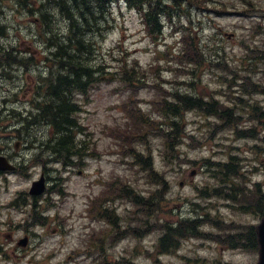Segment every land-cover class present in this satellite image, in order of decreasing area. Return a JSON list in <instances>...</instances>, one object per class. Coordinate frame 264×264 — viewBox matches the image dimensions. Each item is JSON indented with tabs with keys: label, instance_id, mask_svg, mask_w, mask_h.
Segmentation results:
<instances>
[{
	"label": "rangeland",
	"instance_id": "rangeland-1",
	"mask_svg": "<svg viewBox=\"0 0 264 264\" xmlns=\"http://www.w3.org/2000/svg\"><path fill=\"white\" fill-rule=\"evenodd\" d=\"M213 1L204 7L205 10H199L203 7L189 9V11L183 12L185 14L181 13L179 16H175L172 21L163 20L164 28L162 35H159L161 38L157 44L152 42V39L147 35L146 24H143L141 13L127 7L125 2H121L120 5L117 3L111 5L109 13L105 14L109 28L105 30L104 37L103 30L88 35L92 42L88 63L92 66L109 63L113 68H109L110 72L106 76L100 77L94 87L85 95H74L75 100L77 99L81 106V112H78L77 117L85 129L83 139L88 144L87 153H92V156L86 157L82 165L77 164L67 169H63L61 164L47 162L46 168L50 179L48 191L39 197L37 203L44 205V201L51 198L54 205L45 211L48 216L45 225H32L38 218L31 217L30 211L23 207L10 211L3 206V203H6L9 197H13L17 193L26 192L30 182L38 177L41 171L40 166L31 164L34 156L38 154V150H27L25 147L23 148L25 144L21 145V143L16 150L13 141L11 142V151L17 152L20 155L17 160H21L22 165L27 167L23 174L7 176L6 180L3 176L0 177V189L6 188L9 183L6 192H2V190L0 192V264H95V260L93 261L90 256L82 255L81 251H85L88 247L89 234L103 227L90 220L87 215V206L90 201L96 196L101 199L107 193L105 187L102 186L103 182L107 180L114 182L113 178L118 176L143 194L155 189V185L144 174L141 167L134 166V163L131 164L130 157H126L122 148L118 146V141L121 138L116 135L127 133L124 132L126 127L132 128L131 119L128 114H125L126 111L122 110L123 107L126 109L128 101L134 105L143 100L142 109L149 110L153 116L152 101L159 95V92L155 91L156 87L152 83L159 82L162 85V81L172 80L173 82L162 85L164 91H172L170 88L175 89V81L186 79L182 76L181 69L176 70L175 59H172V64L165 61L160 65L158 63L159 58L169 57L171 53L175 54L184 48L185 44L181 39L185 32L195 37V41L205 49L207 58H212L209 65H201L202 71L195 85L196 92L204 96L214 94L221 103L228 105V95H224L222 92L232 95L234 91H232L233 88L227 87L226 81L234 80L236 74L244 76V74L250 73L244 71V67L249 64L246 59L251 57L250 64L254 63L255 70L260 71L252 75V78L264 81V62L257 57L260 56L257 52L258 49L264 45V0H251L256 9L251 8L242 0ZM218 7H220L219 10L224 9L226 12L217 13ZM57 31L61 37L67 33V26L62 20L59 21ZM17 33L23 35L25 32L17 30ZM25 47L26 45H23L21 48ZM34 48L36 52L43 49L38 45H35ZM249 49H252L253 52H249ZM124 53L128 58V63H133L136 59L144 70L156 71L157 74L154 73L156 79H153L154 75L149 73L148 85L136 92L122 85L117 79L120 74L114 71L118 66L116 58L121 57V54ZM219 61L227 62L224 64L225 70L215 66ZM150 65L152 66L150 67ZM234 67H238L239 71H236L232 78L231 73H234ZM160 68H165L166 71L161 72ZM174 74L178 76L175 77ZM18 77L19 79L15 83L14 79L7 78L0 84V104L7 105L9 109L14 107L17 111L26 105L27 97L25 98L23 94L27 89L29 78L33 77L34 82L38 80L36 70L31 72V76L26 71H21ZM180 89L183 88L180 87ZM135 98L137 102L134 100ZM129 99L133 101L130 102ZM253 99L264 104V96L261 94H255ZM145 101H148L150 105ZM2 118H6V116ZM185 118V130L193 136L195 141H191L190 138L184 140L179 149L181 161L174 164L175 166L173 164L166 165L164 161L166 159L162 154V148H160L162 146L161 139L156 136L150 139L149 146L155 169L163 172L170 181V190L161 209L163 212L159 213L157 218L161 222L166 220L175 222L179 218L202 213L214 223L258 224L264 216V193L261 194V207H257L256 210L252 206L249 210H242L239 203L228 201L222 196L214 194L213 189L218 184L209 175L203 164L207 158H211L213 162L228 161L231 156L242 158L240 161L242 162L240 163L242 172H246L248 168L252 169L253 166L257 167L256 172L247 175L246 183L260 182V187L264 191V139L238 138L234 133L235 130L226 127L224 122L217 126L207 125L204 115L198 112H189ZM253 126L255 129L261 130L259 134L263 138L262 122L255 120ZM253 126L247 124L242 125L241 128L251 127L253 129ZM209 129L218 130V132L214 131L212 136ZM28 134H30L31 140L37 138L39 143L42 139H46L48 128L35 125ZM111 134L118 139L110 137ZM21 135L25 136L26 134L22 132ZM248 135L246 134V136ZM80 139L81 136H78L77 140ZM132 142L134 147L138 143ZM116 143L117 147H115ZM255 144L259 147L257 153H254L251 148ZM139 148L144 149L142 145H139ZM43 157L47 158L46 155ZM39 159L37 158L38 161ZM236 162L238 163V159ZM192 171H194L193 175ZM234 180L240 183V178ZM180 181H183L182 186L179 185ZM242 183H244L243 180ZM59 186H62L65 191L62 195L55 192ZM206 188L209 189L207 192L209 194H201L200 191L202 189L205 191ZM3 191L5 190L3 189ZM128 202H117V210L120 213L128 214L125 220L132 225L133 230L131 227L128 228L127 235L113 243L112 247L107 244L108 255L106 260H102L104 264L105 261H110L108 264H149L152 262L154 254H149L146 251H157L155 243L160 231H147L149 235L146 236V229H142L141 223L136 222L138 216L132 213L133 207ZM228 203L232 207H228ZM198 204L202 209L197 208ZM126 205L127 211L125 210ZM261 210L262 213L259 212ZM50 217L51 220H49ZM213 222L212 224H214ZM151 223L152 220H149L148 224ZM210 224L202 225L200 231L203 235L184 239L180 242L179 249L175 253L162 255L159 258L161 264H183L186 257H190L192 260L184 264H223V262L254 264L257 261V255L252 252L226 249V246H222L223 242L221 245L215 243L214 239L218 236L224 235L225 239V232ZM138 229L143 231L141 237L136 234ZM7 232L12 233L14 237L12 241H7V238L2 234ZM25 235L29 238L28 244L24 247L16 245V239ZM118 235H123V233L119 232ZM224 242L227 240L225 239ZM204 257V261L201 262ZM218 260L220 261L218 262Z\"/></svg>",
	"mask_w": 264,
	"mask_h": 264
},
{
	"label": "trees",
	"instance_id": "trees-1",
	"mask_svg": "<svg viewBox=\"0 0 264 264\" xmlns=\"http://www.w3.org/2000/svg\"><path fill=\"white\" fill-rule=\"evenodd\" d=\"M114 1L118 0H76L73 1L72 5L63 3L61 6L63 15L69 21V34L64 37L65 44L61 47V51L57 50L54 53L58 54L56 57H58L62 66H65L64 75L51 76L49 83H46L50 99L43 105L39 104L38 107L40 116L51 126L53 135L56 138L51 144L47 143V148L50 147L52 154L57 155L56 158L62 159L65 164L69 162L73 163L74 159L72 158L74 156L82 159L84 156L92 154L87 153L88 144L84 139H81L80 142L74 139L77 134L84 133V127L80 126L78 123L76 116L79 107L76 102L72 100L73 98H71V96L77 93L85 95L95 82V78L92 74L94 70L99 71L100 68L91 69L87 66L92 42L89 38H86V36H88L89 33L95 32L97 28L101 30V27L97 25L103 17L105 18V14L109 12L110 3ZM242 1L247 3L251 8L256 9L251 0ZM125 2L128 6L136 8L141 12L146 23L148 34L156 38L157 35L161 34V21L163 17L170 21L173 16H179L184 11H189V9L203 7L199 10H205L204 7L214 1L125 0ZM219 8L220 7H218V10ZM218 10L216 12L219 14L226 12L224 9ZM181 40L184 42L185 46L182 50L177 51L175 56L172 55V59H175V65L177 66L176 70L181 69L183 71L182 76L186 79L179 82V86H176L173 91H164L159 82L152 83L156 87H154L156 89L155 91L159 92V95L152 101L153 116L149 111L135 107L136 104L133 105L129 103L126 106L125 111L132 121V128L126 127L124 132L127 133H119L116 135L121 138V140L118 141V146L122 148L124 154L130 157L132 161L131 164L134 163L141 167L144 174L149 178L152 184L155 185V189L143 194L138 191V189L128 184L125 179L122 181L121 178L117 176L113 178L114 182L106 183L107 193L104 194L103 198L98 201H93L92 213L95 217L105 220L107 226L93 234L94 239L93 235L91 236L92 238L90 239L89 245L91 252H94L93 249L97 250V259L98 262L101 261V264H103L102 260H105L107 256L105 245L109 241L111 242L117 238L126 236L128 228L131 227V230H133L132 225L125 220L128 214L122 213L118 215L116 213L113 203L119 199L124 198L132 202L134 206L132 213L138 216L136 222L141 223V228L146 229L145 232L151 230L160 231V236L158 237V243L156 245L157 253H170L175 251L183 238L203 235L199 230L201 224H212L213 222L208 220V216L202 213L198 214L199 217L177 220L175 223L172 222L173 220L161 222L157 218V215L163 212L161 209L164 206L169 183L165 179L164 173L155 169L151 158L149 146L150 139L154 136L161 139L162 146L160 148H162V154L166 159L164 160L166 165L170 166V164H177V162L181 161L179 159V149L184 140L190 138L191 141H195L193 140V136L188 134L185 130V116L188 112H198L203 115L215 114L219 117L220 121L225 123L226 127L236 129L235 125L239 121L236 114L240 108V101L246 106L249 105L245 102L243 97L239 95L235 96L233 93L232 95L226 94L225 92L222 93L228 95L229 103L227 105L215 100L211 95L206 99L204 95L196 92L195 85L202 71V69H200L201 65H209V63H211L210 59L212 58H207L205 49L195 41L193 35L185 32ZM69 47L77 50L76 53L81 52V56L83 57L79 58L80 61L74 54L70 53L71 50L69 51ZM249 52H253V50L249 49ZM257 52L260 54V56L257 57L264 62V45L260 46ZM216 60H218V58H216ZM246 60L249 61V64L244 67V70L247 72L254 71L256 66H254V63L253 65L250 64L252 57ZM116 62L118 66L115 70L120 74L117 79L122 85H125L127 89L129 88L136 92L147 84L149 73L138 64L137 60H134L133 63H128L127 56L124 53L123 55L121 54V57L116 58ZM225 63L227 62L219 61L215 66L224 69ZM102 65H106V63H102ZM236 71H239L238 67H234V73H231L232 78H234L233 74H235ZM151 72V74H154L153 72L155 71L151 70ZM59 73L61 72L59 71ZM239 77L242 76L237 75V79ZM153 79H156L155 75ZM235 79L236 75L234 80L229 79L226 81L229 89L239 84L238 86L242 87V95L255 92V89L252 88L254 83L251 82L250 76L242 83H238ZM180 87L183 89L180 90ZM232 91H234V88ZM23 122L24 121H22V123ZM27 124L28 122H24V126H27ZM207 125L215 126V124ZM209 131H211L212 136L214 131L216 133L218 132V130L211 129H209ZM111 136L118 139L112 134ZM132 141L138 142L135 147L132 145ZM139 145H142L144 149H140ZM144 150H146V152H144ZM206 163L208 167H212L214 173L213 178L217 184L220 185L213 189L215 194L239 203L242 210H249L252 206H254L256 210L257 207H261V192L256 188L248 189L243 184L240 185V183L234 180L235 177L238 176V172L234 167L231 157L224 163ZM206 190L209 189L206 188ZM206 190L204 191V189H202L200 191L201 194L206 192ZM32 205L34 206V204ZM33 209L35 208L33 207ZM259 212H262V210ZM201 216L202 218H200ZM149 220H152L151 224H148ZM212 225L218 230L225 232V239L232 247L239 246L249 251L257 248L254 226L216 222ZM230 231L236 232L229 233ZM119 232L123 233V235H118ZM136 234L141 237L143 231L141 232V230L138 229L136 230ZM96 236L97 239L95 241ZM225 239L224 235H222L216 237L214 240L223 242ZM156 257L154 256V264H161ZM189 260L191 261L192 259L187 258L184 263H189ZM203 261L204 259H202L201 262Z\"/></svg>",
	"mask_w": 264,
	"mask_h": 264
},
{
	"label": "flooded vegetation",
	"instance_id": "flooded-vegetation-1",
	"mask_svg": "<svg viewBox=\"0 0 264 264\" xmlns=\"http://www.w3.org/2000/svg\"><path fill=\"white\" fill-rule=\"evenodd\" d=\"M58 26V17L50 11V0H0V84L7 78L18 77L16 73L19 71L32 72L39 66L38 63H41L43 71L64 72L65 66H62L58 57L55 58L58 54L50 50L52 46H60L63 41L60 33L56 31ZM17 30L25 33L21 35L17 33ZM23 45L26 47L21 48ZM35 45L45 46L46 52L43 49L36 52ZM56 61L57 65L54 64ZM257 72L260 71H253L252 74L255 75ZM251 81L255 84L252 88L255 91H257V87L260 88L262 90L260 92L264 96V81L258 79ZM32 89L33 85L29 83L28 90L32 91ZM254 94H258V92ZM249 101L251 112L241 118L247 117L254 121L259 117L258 122H264V104L253 98H250ZM257 104L261 107L259 108ZM0 138L5 141L14 139L15 143L19 141L17 136ZM15 143L14 145L17 146ZM8 146V144L0 146V154L13 161V155L10 153L11 151L9 152ZM2 174L3 172L0 171V176ZM4 235L7 241L14 239L11 232L4 233Z\"/></svg>",
	"mask_w": 264,
	"mask_h": 264
},
{
	"label": "water",
	"instance_id": "water-1",
	"mask_svg": "<svg viewBox=\"0 0 264 264\" xmlns=\"http://www.w3.org/2000/svg\"><path fill=\"white\" fill-rule=\"evenodd\" d=\"M12 167L7 164L3 157H0V169H11ZM43 179L40 178L38 181L34 182L31 187L32 194H39L43 190ZM27 239L24 237L19 240L20 245H25ZM258 242H259V259L256 264H264V218L258 225Z\"/></svg>",
	"mask_w": 264,
	"mask_h": 264
}]
</instances>
